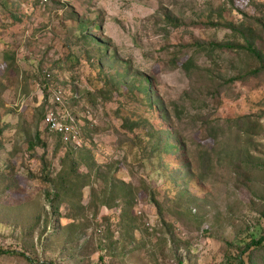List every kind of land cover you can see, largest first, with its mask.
Segmentation results:
<instances>
[{
    "label": "rangeland",
    "instance_id": "obj_1",
    "mask_svg": "<svg viewBox=\"0 0 264 264\" xmlns=\"http://www.w3.org/2000/svg\"><path fill=\"white\" fill-rule=\"evenodd\" d=\"M247 43L264 57V0H0V250L24 255L0 264H240L264 235ZM241 260L264 264V242Z\"/></svg>",
    "mask_w": 264,
    "mask_h": 264
},
{
    "label": "built area",
    "instance_id": "obj_2",
    "mask_svg": "<svg viewBox=\"0 0 264 264\" xmlns=\"http://www.w3.org/2000/svg\"><path fill=\"white\" fill-rule=\"evenodd\" d=\"M46 74V72H45ZM51 99L54 105H60L61 93L56 89H49ZM42 124L44 127L55 134H59L64 142L71 145H82L84 141L82 133V124L70 112L60 109L59 107L48 108L44 114Z\"/></svg>",
    "mask_w": 264,
    "mask_h": 264
},
{
    "label": "trees",
    "instance_id": "obj_3",
    "mask_svg": "<svg viewBox=\"0 0 264 264\" xmlns=\"http://www.w3.org/2000/svg\"><path fill=\"white\" fill-rule=\"evenodd\" d=\"M100 47L103 48L102 45L104 44H101L100 42L97 43ZM212 47H215L217 49H223V48H227V47H230V46H227V45H224V44H218V43H214L213 45H211ZM104 49V48H103ZM243 49H245L248 53H250L252 56H254L261 64L264 65V57L260 54V52H258L257 50H255L251 44L247 43L245 45V47H243ZM105 50V49H104ZM43 74H45V72H43ZM48 74H50L48 72ZM46 76V74H45ZM51 90V88H48L47 90ZM42 90V89H41ZM44 95V94H43ZM46 95L47 96H44L43 99H46V101L49 100V97H51V95L49 94V92L47 93L46 92ZM22 98V97H21ZM49 108H52L51 106ZM48 107H44V112L42 114V121H43V117H44V114L45 112L47 111ZM73 115V114H72ZM75 116V115H73ZM76 117V116H75ZM77 118V117H76ZM78 119V118H77ZM83 126V125H82ZM57 136H60L59 134H55ZM39 134L36 132L33 139H34V142H39ZM83 137H84V140H85V135L83 134ZM60 138H62L60 136ZM64 142V141H63ZM68 143L69 145H71L69 142H66ZM71 147V146H69ZM176 147V146H175ZM31 148H33V145H31ZM243 242L245 243L244 244V248L238 253V256H236L235 258L237 259H240V264H244V262H242L241 260V255L244 254L245 251L247 250H250L251 248H253V246H261L264 242V235L260 236L259 238H256L253 236V234H249L247 235L246 238H243ZM7 254H16V255H20V256H24L23 254H20V253H16V252H8V251H3V250H0V256L2 255H7ZM30 260V258H27Z\"/></svg>",
    "mask_w": 264,
    "mask_h": 264
}]
</instances>
